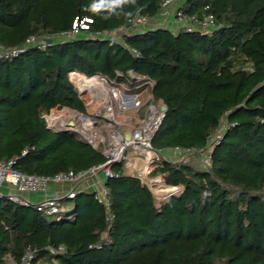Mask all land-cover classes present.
<instances>
[{"label":"trees","instance_id":"1","mask_svg":"<svg viewBox=\"0 0 264 264\" xmlns=\"http://www.w3.org/2000/svg\"><path fill=\"white\" fill-rule=\"evenodd\" d=\"M94 2L0 0V46L31 35L47 41L0 58V161L17 156L16 171L44 176L106 161L101 147L47 128L44 115L54 108L86 113L72 71L133 89L152 81L155 101L167 106L153 147L161 154L195 148L209 161L163 157L153 174L183 186L167 198L128 174L124 161L113 163L106 181L112 220L91 191L72 199L71 215L0 198V263L29 248L46 259L48 245H64L57 264H264V0H184L186 15L211 13L217 27L162 26L120 39L111 34L138 15L156 18L161 0L125 5L130 17L92 12ZM84 18L88 28L58 37Z\"/></svg>","mask_w":264,"mask_h":264},{"label":"built area","instance_id":"2","mask_svg":"<svg viewBox=\"0 0 264 264\" xmlns=\"http://www.w3.org/2000/svg\"><path fill=\"white\" fill-rule=\"evenodd\" d=\"M184 0H161L159 15H173L174 22L177 29L184 31H200L203 33H210L216 27V21L213 14H205L202 18L196 16L186 15L181 9ZM157 17V16H156ZM152 18L145 15H138L130 20V26L122 27L118 31H125L130 33L129 27L132 31L139 30L138 26L148 25ZM91 22L89 18L82 20H75L72 30L61 32L59 38L61 40H69L80 33V28H88L87 22ZM135 27V28H134ZM134 28V29H133ZM176 29V30H177ZM131 31V32H132ZM116 32V31H115ZM105 35L111 33L103 32ZM122 34V35H123ZM113 36V34H111ZM122 35H119L121 37ZM118 37V38H119ZM36 45L40 48H45L47 41L44 38H36L29 36L24 43L5 48L0 46V58L16 57L24 52L28 47ZM131 52L140 56V51L135 48H130ZM73 73H79L87 78L95 77L98 84L95 86H86L82 90L73 78ZM70 78L78 89L79 95L86 100V113L67 108L64 114H57V117L62 122V127H68L71 131L77 133L79 139L85 140L94 148H102L103 154L106 156V161L93 165L83 170H68L58 172L52 176H44L39 174H27L16 171L14 169L15 160L17 156L0 161V198L11 200L26 206H34L36 209L46 215H55L61 212H66L67 207L62 204L64 199H73L80 190V186L88 181H92L94 188L91 192L94 193L95 199L104 205L106 209V219L112 220L113 214L110 212V197L106 187V181L109 177L114 176L111 165L118 161H124V166L128 174L138 177L141 182L146 185L158 197L167 198L171 195H180L183 189L181 185H169L165 182L162 176L154 175L153 170L157 167L163 159V156L152 145L153 137L159 128L165 112L161 110L164 104L159 101L157 104L153 94L148 93L144 101L141 99L142 92H133V88L129 86L120 87L115 80H109L107 77L94 74L86 75L79 71H72ZM140 80V77L134 73V77ZM150 88L153 87V82H147ZM141 88V85L138 86ZM88 95V96H87ZM93 101L96 104H106L108 113L101 112L100 108L94 110V113H89L91 109L89 103ZM144 108V114L139 124H135L129 130H122L120 125H131L132 120L128 118L127 122L119 121L115 115L117 111L125 113L129 110L140 111ZM63 109V108H60ZM59 110V109H57ZM45 118L47 125L54 126L49 118V112L46 113ZM99 119L103 123L99 124ZM90 121V122H89ZM72 122L71 126L67 123ZM55 127V126H54ZM126 133H130L131 137L127 139ZM168 151H178L179 153L197 154L208 163L209 153L207 151L197 150L195 148H180L174 147ZM25 151H23L24 153ZM170 156L173 157L171 154ZM141 162L142 164H135ZM67 185L68 188L63 192L56 190L54 193H48L49 184ZM24 193H40L44 198L38 200L36 203H31L23 197ZM67 248L64 245L47 246V258L39 257L37 249H27L23 255L16 259L11 254H7L0 264H57L58 255L64 254Z\"/></svg>","mask_w":264,"mask_h":264},{"label":"rangeland","instance_id":"3","mask_svg":"<svg viewBox=\"0 0 264 264\" xmlns=\"http://www.w3.org/2000/svg\"><path fill=\"white\" fill-rule=\"evenodd\" d=\"M146 26L147 25H144V26L142 25V26H138V28L144 29ZM127 31L128 32H131L132 31V28L129 27V30H127ZM124 32L125 31H123V33ZM123 33H122V31H116V32H113L112 34H113V37L115 39H120L119 35H122ZM118 85L120 87H122V85L123 86H127L126 84H118ZM133 92H142V93H144L141 96V99L144 101V98H146L147 95H148V93H150V88L148 86L147 87H144L143 86L141 88H138V85L137 86L135 85V88L133 89ZM85 102L88 103L87 102V99L85 100ZM156 103L157 104H160L159 101H157ZM90 108L91 109L89 110V113H91V114L94 113L93 112L94 109L92 107H90ZM57 109H59V110H57ZM66 110H68V109L67 108H63V109L54 108V109H52L50 111V114H53L54 111H55V113L57 112L58 114H64ZM143 114H144V108H142L140 111L129 110V111H126L125 113H122L120 111H117L115 117L119 121H122V122H125V121L127 122L128 118H130L132 120V122H129V123H131V125H128V124L127 125H124V124L123 125H120L121 126L120 128L122 130H129V129L132 128L130 126H132V125L135 126V124L137 125V124H139L141 122V118H142ZM102 123H103V120L102 119H99V124L101 125ZM171 154L174 155L173 157H175L177 159H180V158L181 159L196 158V159H198L201 162V164L203 162H204V164H206V162L204 160H202L201 157H199L197 154H194V153L193 154H186L185 155L184 153H179L178 151H167V150L162 151V155H163V157L165 159H168ZM5 200H7V199H5ZM62 204L67 207L66 214L71 215V213L73 211V206H74L72 199L71 200L70 199H64L62 201ZM52 218H55V216H53Z\"/></svg>","mask_w":264,"mask_h":264},{"label":"crops","instance_id":"4","mask_svg":"<svg viewBox=\"0 0 264 264\" xmlns=\"http://www.w3.org/2000/svg\"><path fill=\"white\" fill-rule=\"evenodd\" d=\"M162 26L176 30L177 27H176V23L174 22L173 15H171V14L169 16L164 15V14L159 15L156 18L152 19L150 21V23L144 29L149 30V29H154V28L162 27ZM67 188H68L67 185L60 186V185L50 183L47 192L48 193H54V192H56V190H60V192H63ZM93 188H94V186L92 184V181L85 182L80 186V190H82V191H92ZM23 197L26 200L30 201L31 203H36L38 200L44 198V195L40 194V193H24Z\"/></svg>","mask_w":264,"mask_h":264},{"label":"bare ground","instance_id":"5","mask_svg":"<svg viewBox=\"0 0 264 264\" xmlns=\"http://www.w3.org/2000/svg\"><path fill=\"white\" fill-rule=\"evenodd\" d=\"M72 78L73 80L80 85V87L82 88V90L84 89V87L86 86H95L96 84H98V81L95 77H91V78H87L85 76H83L82 74H79V73H73L72 74ZM88 96V95H87ZM106 104H103V105H100V104H96L95 102L91 101L89 103V106L92 107L94 110H97L99 109L100 111V108H102L103 110H101V112H106L108 113V109L105 107ZM107 106V105H106ZM49 118L52 122V124L55 126V127H60L62 128V122L61 120H59V118L57 117L55 111L53 112V114H50L49 113ZM90 122V121H89ZM135 164H139L141 165L142 163L141 162H135Z\"/></svg>","mask_w":264,"mask_h":264},{"label":"clouds","instance_id":"6","mask_svg":"<svg viewBox=\"0 0 264 264\" xmlns=\"http://www.w3.org/2000/svg\"><path fill=\"white\" fill-rule=\"evenodd\" d=\"M136 0H95V2L90 6L92 12H100L102 10L111 13L123 14L125 16H131V12H124L123 7L128 4H135ZM139 11V9H137Z\"/></svg>","mask_w":264,"mask_h":264},{"label":"water","instance_id":"7","mask_svg":"<svg viewBox=\"0 0 264 264\" xmlns=\"http://www.w3.org/2000/svg\"><path fill=\"white\" fill-rule=\"evenodd\" d=\"M49 40L51 41V39H49ZM128 73H129L130 77H132V78L134 77V72H133V70H129ZM166 109H167V106H166L165 104H163V105L161 106V110L165 112ZM67 125H68V126H71V125H72V122H68ZM47 128H48L49 130H51V131H54V132H71L73 135H77L76 132L71 131L70 129H68V127H62V128H60V127H54V126H51V125H47ZM125 137H126L127 139H129V138L131 137L130 133H126ZM173 196H176V195H171L170 197H173Z\"/></svg>","mask_w":264,"mask_h":264}]
</instances>
